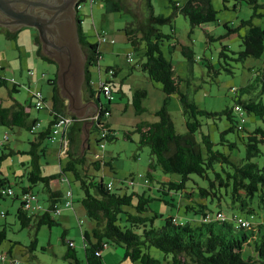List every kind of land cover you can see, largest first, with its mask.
<instances>
[{
    "label": "rangeland",
    "instance_id": "rangeland-1",
    "mask_svg": "<svg viewBox=\"0 0 264 264\" xmlns=\"http://www.w3.org/2000/svg\"><path fill=\"white\" fill-rule=\"evenodd\" d=\"M121 1L125 5L121 11L110 12L103 0H95L92 5L91 2L85 3L79 11V14L86 15L82 27L88 42L99 44V49L103 53L99 64L90 68L93 88L98 92L103 82L111 80L114 92L111 115L105 118L104 122L111 124L115 139L111 141L105 139L99 143L100 131L97 129L91 131L89 135L90 149L86 150V156L89 162L102 159L101 169L96 171L93 168L91 172L97 174L98 177H103L105 182L113 181L115 188L120 193L137 192L142 194L145 192L146 196L151 198L146 215L149 217L157 215L154 222L155 227H162L170 216H176L179 221L199 224L201 216L191 211L187 212L185 204L195 205V201H198L199 204H206L207 200L198 197L197 190L190 188V186L192 187L191 182L187 185V190L191 194L190 198H187L186 191H173L164 195V192L159 190L162 187L161 183L180 182L181 176L165 174L159 167L151 169L150 149L139 147L140 137L135 132L136 125L141 122H157L159 118L155 113L163 106L167 95L162 91V85L150 81L140 67L145 55V42L141 40L135 47L129 42L125 32L128 25L139 29L144 28L149 15L146 1ZM262 1L259 0V4ZM171 2L184 6L188 0H152L156 15L172 17L171 23L158 26L164 34L173 36L172 39H166L161 44L162 54L174 66V75L178 84V93L168 100L167 110L177 132L187 134L180 93L187 94L200 109L209 113H222L227 108L232 109L240 89L251 83L258 69L264 66V55L260 59L248 58L244 62H235L220 56L224 46H228L234 52L243 50L240 37L247 33L248 27L242 26V22L250 20L254 16V8L246 4L245 1L212 0V5L218 12L217 20L196 27H192L190 21L183 14L174 13ZM257 12L264 15V8H258ZM253 23L263 27L264 17H254ZM226 25L232 29H238V32H228ZM16 33V38H9L7 32L0 31V77L2 76L8 81L7 86L0 87V101L6 107L12 105L15 100L29 107L32 99L31 120L37 118L40 123V127L35 133L24 128L0 125V141L3 140L5 134L9 136V140L0 147V178L5 179L6 176L10 181L6 187L12 186L15 193L20 195L24 186L20 180L26 178L25 173L28 171L31 160V156L27 152L32 150L31 143L35 140L38 130L48 127L52 119L50 111L53 106L54 87L49 84L48 79L50 77L54 80L57 78L58 65L57 63L47 64L39 60L35 44L37 35L35 29L25 27ZM100 34L105 35L113 43L100 41ZM183 47L194 52V63H191L182 54ZM228 54L231 55V52ZM129 55H132L131 61H129ZM208 61L220 71L219 74L208 69L205 65ZM226 66L232 67L233 73L225 72L223 67ZM108 67L118 71V76L109 74ZM31 71L36 76H31ZM43 74L46 77H43ZM38 78L41 82L39 84ZM13 79L22 84L17 87L18 92L13 91L14 85L11 82ZM138 89L147 91V97L143 100L146 112L141 114H138L133 106V96ZM233 89L239 90L238 93ZM38 91L43 94L46 101V108L43 110H37L34 107L37 99L32 98L31 93ZM99 94L100 102L108 104L110 98L102 92ZM235 116L237 120H242L238 115L235 114ZM199 119L202 128L195 134V138L204 149L206 148L202 134H207L215 143L216 150L226 154L230 153L232 159L237 161L245 157V145L240 139L245 131L240 134H225L227 142L224 143L226 146H223L221 145L222 133L230 126L227 117L225 115L215 117L205 115L200 116ZM245 119L244 127L248 130L264 127L263 120L258 119L255 115L245 114ZM84 138L85 135L83 140ZM55 142L49 138L45 140L44 146L48 147L49 153L47 159L42 158L41 161L42 166L46 167V175L50 176L60 173V165L54 154V147L60 142L58 140ZM228 142H236L237 147L231 149ZM80 148L83 149L82 143ZM80 148L79 150H81ZM261 149L262 154L253 161L260 167H264V146ZM11 150L26 153L11 154ZM3 155L4 159H2ZM65 163L66 158L63 161L64 165ZM22 175L24 176L22 177ZM67 176L70 179L74 195V208L62 210V218L67 217L65 222L59 221L62 215L59 217L60 214L53 213L59 225L52 228L43 226L39 231L34 224L31 227L22 228L17 216L18 210L21 208V200L13 195H2L0 188V231L5 229L7 235V239L0 245V253L4 254L0 264H11L12 258L16 264H76L71 260L64 259L69 250V242L74 243L79 263L86 264L83 232L92 233L96 222L87 216L86 210L80 202L83 192L79 184L74 182L72 174L68 173ZM69 182L65 181L60 184L61 190L65 193L70 187ZM25 183L27 184L26 179ZM33 192L38 196L40 203L46 206L45 208L49 207V196L43 184L33 186ZM253 202L255 207V210H252L255 214L253 216L240 208L231 210L230 205L225 201L221 204L226 215L231 216L232 213H235L257 224L264 216V203L259 204V198H255ZM229 222L233 223L231 219ZM64 233L66 234L65 241L63 240ZM35 238L37 244L32 248ZM10 251H12V257ZM149 252L162 264H171V256L167 257L156 248H151ZM102 254H104L103 258L106 264H140L139 261L124 259V250L115 245L106 247ZM249 254H253V246L244 248V256L247 257Z\"/></svg>",
    "mask_w": 264,
    "mask_h": 264
},
{
    "label": "trees",
    "instance_id": "trees-1",
    "mask_svg": "<svg viewBox=\"0 0 264 264\" xmlns=\"http://www.w3.org/2000/svg\"><path fill=\"white\" fill-rule=\"evenodd\" d=\"M103 1L110 12L121 11L122 7L125 8L121 0ZM145 1L149 15L144 28L139 29L128 25L125 32L133 46L137 47L141 40L145 42V55L140 67L150 81L162 85V91L167 95V99L155 113L159 118L157 122H141L136 125L135 132L140 137L139 147L150 149L151 169L159 167L165 174L181 176L180 182L161 183L162 187L159 190L164 192V195L173 191H186L189 196L187 198H190L191 194L187 190V185L191 182L192 187L190 186V188L196 189L198 197L207 200V203L199 204L198 201H195L196 206H185L187 212L191 211L201 216L199 224L179 221L176 216H170L162 227H155L154 222L157 215L153 217L146 215L151 198L146 196L145 192L142 194L137 192L120 193L115 188L113 181H109L113 183V188L109 190L107 187L109 182H105L103 177H97L91 172L93 168L96 171L101 169L102 159L89 162L86 156L87 152L73 154L71 150H68V160L65 165H61V173L62 175L72 174L74 182L79 184L83 192L80 202L85 208L87 216L96 222L92 233L85 232L83 234L85 262L86 264H106L102 252L106 247L115 245L124 250V259L139 261L140 264H162L159 259L150 254L151 248L158 249L167 257L171 256V264H264V223L254 224L249 219H244L235 213H232L231 216L225 214L227 218L225 221L203 222L207 215L215 216L217 213H224L221 204L224 201L230 205L231 210L240 208L250 216L254 214L252 210H255L253 206L255 198H259V204L264 203V167H260L253 161L262 154L264 127H255L251 130L244 127L246 124L245 114L255 115L264 122V66L258 69L251 83L242 87L240 91L233 89L236 93L239 91L235 106L232 109H225L222 113L204 111L187 94L180 93V102L188 131L187 134H179L167 110L168 100L178 93V84L172 62L165 58L161 51V44L166 39H172L173 36L164 34L158 28L160 25L171 23L172 17L156 15L152 0ZM242 1L254 8L252 19L242 22V26L248 27L247 33L240 37L243 50L234 52L228 46H224L220 53L221 57L235 62H244L248 58L260 59L264 55V26H257L253 23L254 17H264L257 12L258 8L263 6L259 4V0ZM88 2L90 0L79 1L82 4ZM171 3L174 13L183 14L190 21L192 27L217 20L218 12L213 7L212 0H188L184 6ZM77 19L80 44L85 57L86 74L83 98L88 97L98 103L99 107L95 113L98 118L93 122L92 130L97 129L100 134L107 133L106 137L100 138L98 142L102 143L105 139L111 141L115 139L114 130L109 122H104V119L111 115L114 92L112 91L113 96L109 99L108 104L101 103L97 98V95L100 96V92H104L102 86L98 92L94 90L90 68L99 64L103 53L99 50V44L88 42L82 30L79 11ZM226 28L230 33L238 32V29H232L228 25ZM16 36L17 33H8L9 38H16ZM35 44L39 56L55 63L43 53L38 36L35 37ZM229 52L232 56L228 54ZM182 54L191 63L195 62L194 52L187 47H183ZM205 65L210 71L220 73L210 61ZM109 69L114 70V68L108 67L107 71ZM223 69L227 73H233L230 66L223 67ZM114 75H116L115 70ZM104 83L112 88L111 80ZM7 85V79L0 77V87ZM18 86H14L13 91L18 92ZM146 97L147 91L144 89H138L134 93L133 106L138 114L146 112L143 105V100ZM52 100L53 106L50 111L52 120L45 130L41 132L38 130L35 140L31 143L32 150L27 152L31 156L28 171L25 173L28 185L23 186L22 193L17 195L12 186L6 187L9 181L0 178V188L2 190L13 189V196L20 200L24 192H33V186L44 185L49 196V207L44 208L43 211L27 212L23 209L21 202V208L17 213L22 228H28L34 224L37 231L43 226L52 228L59 225L53 213L57 214V210L62 205L60 203L65 198L61 191L52 190L51 181L54 177L46 176L43 173L41 160L45 157L48 149L47 146H44V142L47 138L52 139L53 128L59 118L70 117L73 119V123L78 121L75 117L67 115L66 103L62 99L58 87L54 89ZM237 107L241 108V112L236 109ZM234 113L242 120H237ZM205 115L212 117L225 115L230 122L229 128L222 133L221 145L223 146H226L224 143L227 142L225 134H240L245 131L240 136L245 145L246 155L244 158L239 161L233 160L230 153L226 154L216 150L215 143L207 134H202L206 149L197 143L195 134L202 128L199 117ZM38 123L37 119L31 120L26 105L16 100L7 107L0 103L1 126L24 128L35 133L32 129ZM69 135H72L71 129ZM70 143L71 145L73 143L71 137ZM228 144L231 149L237 147L236 142H228ZM24 153L26 152L15 154ZM4 157L3 155L2 159ZM174 219L182 224H175ZM229 219L233 223H230ZM239 219L250 221L251 226H240ZM243 231L245 232L242 233ZM6 239V230L3 229L0 231V245ZM63 240H66L65 233ZM71 243L69 242V250L64 259L80 264L74 246H70ZM36 244L37 239L35 238L32 248ZM246 246H253V254H249L247 257L244 256Z\"/></svg>",
    "mask_w": 264,
    "mask_h": 264
},
{
    "label": "water",
    "instance_id": "water-1",
    "mask_svg": "<svg viewBox=\"0 0 264 264\" xmlns=\"http://www.w3.org/2000/svg\"><path fill=\"white\" fill-rule=\"evenodd\" d=\"M80 0H0V14L10 31L36 29L43 53L58 65L57 85L79 119L94 117L98 103L83 102L85 57L80 44L78 9ZM25 9H18L16 4ZM100 100V96H98Z\"/></svg>",
    "mask_w": 264,
    "mask_h": 264
},
{
    "label": "crops",
    "instance_id": "crops-1",
    "mask_svg": "<svg viewBox=\"0 0 264 264\" xmlns=\"http://www.w3.org/2000/svg\"><path fill=\"white\" fill-rule=\"evenodd\" d=\"M177 5H179V3H177ZM261 5L263 6V8H264V0L262 1V3H261ZM180 6V5H179ZM80 16L81 17H83V18H81L82 19V23H83V21H84V18H85V16L86 15H84V14H80ZM82 30H83V27H82ZM83 33H84V30H83ZM85 34V33H84ZM105 43H113V42H111V40L110 39H108ZM100 50V49H99ZM37 56H38V58H39V60H42L43 62H46L47 64H53V62H50L49 60H45L44 58H42L41 56H39L38 54H37ZM48 68V67H47ZM119 71H120V69H119ZM31 72H33V71H31ZM58 72V71H57ZM34 73V72H33ZM33 76H36V74L34 73V75ZM118 76V71H116V77ZM2 77V76H1ZM43 77H46V75L45 74H43ZM14 81V82H13ZM12 83H13V85L14 86H17V85H22V84H19L18 82H16L14 79L11 81ZM48 82H49V84L50 85H53V87H54V89H55V87H58V85H57V78L54 80L53 78H49L48 79ZM16 83V84H15ZM39 83H41L40 82V78H38V84ZM53 95H54V90H53ZM61 95V94H60ZM62 97V96H61ZM62 99L65 101V103H66V108H67V115H69V116H73V117H75L78 121H75L73 124H72V126L71 127H69V129H66L65 128V126L64 127H61V129H60V133L56 136V139H55V141L57 142V140L60 142V143H58V145H56L55 147H54V154H55V156H56V158H57V160H58V163H59V165H60V173L59 174H55V175H53L52 177H54V179L51 181V188H52V190L53 191H61L62 192V195H65L64 193V191H62L61 190V188H60V184H62V182H65V181H70V179L68 178V176L67 175H62V173H61V165H63V161H64V159L66 158V161L68 160V150H71V152L73 153V154H80V153H82V152H86V150H88V149H90V145H89V135H90V133H91V131H92V125L94 124L91 120H90V118H82V119H79L77 116H76V114H74V113H72V111L70 110V107H69V102H68V100H66V99H64L63 97H62ZM114 100V99H113ZM86 102H91V103H95L96 101H93V100H91L90 98H88V97H84L83 98V102L82 103H86ZM0 103H2L1 101H0ZM97 103V102H96ZM32 104H33V100L31 99V104H30V106L32 107ZM31 107H27V111H29V113H30V118H31V111H30V108ZM33 119H37V118H33ZM52 120V119H51ZM50 120V121H51ZM38 122H39V120H38ZM40 124V123H39ZM47 128V127H46ZM46 128H41L40 129V131L39 132H41V131H43V130H45ZM70 129H71V132H72V135L70 136L69 135V132H70ZM85 135V138H84V140H83V136ZM5 136V135H4ZM70 137H71V139H73V143H72V145H71V143H70ZM4 139V138H3ZM55 142V143H56ZM81 143H82V145H83V149H81L80 148V145H81ZM65 144V145H64ZM79 148L81 149V150H79ZM12 152L11 153H13V152H15L14 150H11ZM15 153H21V151H16ZM48 153H49V149H47V152L45 153V157H44V159H47V155H48ZM88 159V158H87ZM42 161V160H41ZM48 163V162H47ZM23 165H24V163H23ZM41 165H42V162H41ZM42 168H43V173H44V175H46V173H45V168L46 167H43L42 166ZM92 170V169H91ZM27 173V172H26ZM61 175V176H60ZM97 175V174H96ZM46 176H50V175H46ZM16 177H19V178H22L21 176H16ZM26 177V176H25ZM98 177V176H97ZM62 178L64 179L63 181H62ZM5 179L6 180H8L9 181V179L5 176ZM25 179L26 178H22L21 180H20V182H22L23 183V185L24 186H27L28 185V182H27V184L25 183ZM27 180V179H26ZM10 182V181H9ZM11 184V183H10ZM69 184H70V182H69ZM12 185V184H11ZM70 187H69V189H71V184L69 185ZM68 190V189H67ZM74 196V195H73ZM40 202V201H39ZM73 202H74V200H73ZM64 203V199L62 200V202L60 203V204H63ZM41 204V203H40ZM42 205V204H41ZM186 206L188 205V204H185ZM43 206V205H42ZM194 206H196V205H194ZM44 208L46 207V206H43ZM74 208V203H73V206H72V209ZM84 208V207H83ZM62 215V213L59 215V217ZM63 217V215L60 217V219H59V221L60 222H65V220L67 219V217L65 216V218H62ZM262 223H264V216H262V218H261V222L259 223V222H257V224H262ZM82 225V224H81ZM93 228V227H92ZM39 230H41V228H39ZM38 230V231H39ZM85 232H88V231H84L83 232V234L85 233ZM74 248H75V246H74ZM12 255V251H10V256ZM102 255H104V254H102ZM12 257V256H11ZM12 260H14V258H12ZM15 261V260H14Z\"/></svg>",
    "mask_w": 264,
    "mask_h": 264
},
{
    "label": "built area",
    "instance_id": "built-area-1",
    "mask_svg": "<svg viewBox=\"0 0 264 264\" xmlns=\"http://www.w3.org/2000/svg\"><path fill=\"white\" fill-rule=\"evenodd\" d=\"M91 5L94 4L95 0H90ZM83 4L82 3H78L77 5V9L78 11H80L83 8ZM108 40V38L105 35L100 34V41L102 42H106ZM129 61L132 60V55L128 56ZM109 74L114 75V70L109 69L108 70ZM30 75L33 76L34 73L30 72ZM14 82V81H13ZM104 83V82H103ZM102 83V89L104 94L108 97V98H112V88L109 85H106L104 83L103 85ZM32 94V98H36L37 101L35 103V106L37 110H43L46 108V101L45 98L43 97V94L41 92H33ZM238 111L241 112V108L237 107L236 108ZM109 114V113H108ZM98 116L97 114H95L94 117H91L90 120L92 122H95L97 120ZM73 124V119L70 117H63V118H59L58 121L56 122L54 128H53V134H52V139L55 140L56 136L60 133V129L61 127H64L66 129H69V127H71ZM40 127V124L38 123L35 127H33L32 131H37V129ZM107 135L106 132H102L101 134V138H105ZM9 140V136L8 134H5L4 139L2 141H0V146L3 144V142L8 141ZM65 145V144H64ZM103 147L105 146L104 144L102 145ZM64 179L62 178V181ZM108 189L111 190L113 188V183L109 182L107 185ZM2 195H13L14 191L13 189H5L2 190L1 192ZM21 202L23 203V209L27 212H38V211H43L44 207L40 204L39 200H38V196L33 193V192H24L21 196ZM73 191L72 189H68L65 193V198H64V203L60 206V208L57 210V214H61L62 210L64 209H68V208H72L73 206ZM226 215L223 212L217 213L215 216H211V215H207L204 219L203 222H210L212 220H220V221H225ZM175 224H182L180 223L177 219L173 220ZM239 225L242 227H249L251 226L250 221L248 220H244V219H239L238 220ZM70 246H74L73 243L70 244ZM4 257V254L0 253V261L1 259ZM11 264H16V262L14 260L11 261Z\"/></svg>",
    "mask_w": 264,
    "mask_h": 264
},
{
    "label": "flooded vegetation",
    "instance_id": "flooded-vegetation-1",
    "mask_svg": "<svg viewBox=\"0 0 264 264\" xmlns=\"http://www.w3.org/2000/svg\"><path fill=\"white\" fill-rule=\"evenodd\" d=\"M16 6L18 9H21V10L26 8L25 5L20 4V3L16 4ZM7 21H8V19L4 15L0 14V31H5L7 33H9V32L10 33H16V31H10V28L8 27ZM36 34H37L36 36H38V38H39V34H38L37 30H36ZM40 44H41V41H40ZM41 47H42V44H41Z\"/></svg>",
    "mask_w": 264,
    "mask_h": 264
}]
</instances>
